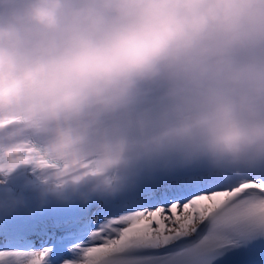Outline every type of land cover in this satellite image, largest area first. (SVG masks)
Here are the masks:
<instances>
[{
  "label": "clouds",
  "instance_id": "9594fccd",
  "mask_svg": "<svg viewBox=\"0 0 264 264\" xmlns=\"http://www.w3.org/2000/svg\"><path fill=\"white\" fill-rule=\"evenodd\" d=\"M202 167L264 170V0H0V221Z\"/></svg>",
  "mask_w": 264,
  "mask_h": 264
},
{
  "label": "snow or ice",
  "instance_id": "6c2138e0",
  "mask_svg": "<svg viewBox=\"0 0 264 264\" xmlns=\"http://www.w3.org/2000/svg\"><path fill=\"white\" fill-rule=\"evenodd\" d=\"M0 264H264V170L193 168L87 208L5 218Z\"/></svg>",
  "mask_w": 264,
  "mask_h": 264
}]
</instances>
